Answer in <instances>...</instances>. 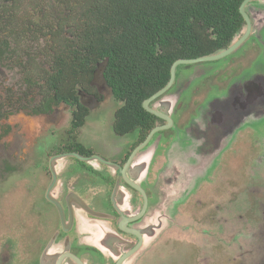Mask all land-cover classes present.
I'll return each instance as SVG.
<instances>
[{"label":"flooded vegetation","instance_id":"obj_1","mask_svg":"<svg viewBox=\"0 0 264 264\" xmlns=\"http://www.w3.org/2000/svg\"><path fill=\"white\" fill-rule=\"evenodd\" d=\"M243 1L237 6L241 18L238 30L225 46L210 54L228 48L229 52L213 60L177 64L171 85L148 104L170 122L152 114L154 119L147 129L135 126L117 134L112 128L115 143L110 148L100 146L103 154L94 152L80 140L83 132L77 133L88 113L102 111L96 112L97 104L90 109L86 103L89 95L95 103L106 99L101 89L96 87L95 92L91 87L92 84L95 87L96 76L104 82L99 72L94 73L89 83L92 93L76 86V101L56 102L51 99L52 94L46 97L40 93L38 103H21L24 107H16L29 114L43 115L46 120L41 132L61 124L56 117H50L61 111V119H67L65 134L69 139L62 141L65 136H59L61 145L49 143L53 148L46 162L49 176H41V180L36 174L29 177L34 191L36 186L44 185L42 195L34 196L28 207L30 200L12 207V220L1 213L4 222L8 220L19 230H24L27 227L24 223L31 221V235L23 241L25 234L20 231L19 239L5 241L4 247H0V264H207L209 254L214 256L218 249L215 245L223 243L214 241L210 229L196 231V226L208 217L202 201L209 197L224 200L229 183L238 175L245 178L240 173L239 161L231 164L229 154L244 149L248 143L255 144L258 139L244 142L245 127H250L254 134L256 125H245L241 118L228 120L226 105L230 92L238 95L234 88L240 86L239 82L251 84L256 78L252 76L264 71V0H248L241 6ZM244 70L250 71L243 73ZM220 73L226 76L217 77ZM243 75L249 77L244 79ZM256 80L254 83H262L264 78ZM262 99L257 100L260 105H264ZM9 110L0 106V127L12 113ZM211 125L219 131L211 153L205 156L204 134ZM89 128L102 143L104 137L99 127L93 124ZM154 128L146 144L129 159ZM10 129L8 124L3 127L0 141ZM4 168L14 171L7 165ZM5 209L3 206L1 210ZM221 209L224 212L219 214L229 212L227 206ZM184 211L194 214L189 221ZM216 220L215 226L225 223ZM190 230L192 234L184 232ZM174 240L181 243L177 249L195 247V254L187 257L177 250L168 253L167 244Z\"/></svg>","mask_w":264,"mask_h":264},{"label":"trees","instance_id":"obj_2","mask_svg":"<svg viewBox=\"0 0 264 264\" xmlns=\"http://www.w3.org/2000/svg\"><path fill=\"white\" fill-rule=\"evenodd\" d=\"M57 1L67 7L66 17L48 21L46 6L37 0H7L12 9L0 11V60L14 56L11 42L22 44L25 54L24 40L38 43L43 38L41 54L48 66L38 69L33 84L56 102L76 101V86L92 93L89 83L99 72L112 98L121 103L112 123L117 134L135 126L149 128L154 116L142 100L164 86L173 61L225 46L241 21V0ZM24 4L45 22L31 20V13L23 18L19 9ZM26 78L31 80V71Z\"/></svg>","mask_w":264,"mask_h":264},{"label":"rangeland","instance_id":"obj_3","mask_svg":"<svg viewBox=\"0 0 264 264\" xmlns=\"http://www.w3.org/2000/svg\"><path fill=\"white\" fill-rule=\"evenodd\" d=\"M37 2L46 6L47 10L45 11H47L46 16H48V21H53V18H56V16H59L60 18L66 17L64 15L67 13V7L63 4H59L57 0H37ZM8 8L11 7L10 4L7 3V0H0V11L4 9L7 10ZM19 11L23 18H25V14L29 15L31 13V20L37 21L40 16V12H34L35 8L32 9V6H25V4L21 5ZM67 18L69 19L68 16ZM37 22L43 23L45 21L39 19ZM24 41V44H26L25 46H27V54H23L22 50L24 49V46L22 44L16 46V44L11 42L10 49H14V56L0 60V106L5 109H10L9 111L12 110V113L8 115L5 121L1 122L0 127V133L3 131L5 125L8 124L11 127L10 132L0 141L1 248L4 247V242L8 239H19L20 231L25 234L23 241L29 239V236L31 235V226L29 224L31 221L24 223V227L25 224L27 225L24 230H19L18 226L15 227L14 224L8 222V220H5L4 222L2 214L5 217H11L9 220H12V217H14V208L12 207L21 205L20 201L22 204H26L27 201L30 200L27 205L28 207L34 196L42 195V188L44 185L41 184L36 186V191H34V186L31 188V182L33 180L31 181L29 177L36 174L40 176L41 180V176H49L46 162L53 151V148L49 146V143L58 144L59 142L61 145L59 136H65V138L61 139L62 141L69 139L67 134H65L67 129V119H61L63 117L61 111L52 113L50 116L56 117V121L61 122V124L58 127L49 126L41 132L39 130L40 128H43L41 127L42 123L46 120L43 115L29 114L16 108L19 105L24 107L21 103L26 105H31L34 102L38 103L41 95L37 84H33V82H37V76L40 72L38 69H43L48 66L44 58L45 53L41 54L44 48V39H39L38 43L29 40ZM30 42L33 44L32 46ZM28 54L31 57L28 56ZM16 55L19 56L16 57ZM27 58L32 60V63L34 62L32 65L34 68L37 67L36 69L32 68L30 64L27 63ZM46 60H48V58H46ZM23 68L26 69L23 70ZM33 69L34 72L32 71ZM30 71L31 80H28L26 75L27 73H30ZM248 71L250 70H244L243 73H247ZM223 76L226 75L220 73L217 77L223 78ZM248 77L249 76L243 75L244 79ZM252 77H256L255 81L258 82L256 80L257 78H264V71L263 73L257 72ZM95 80V87L93 88V84L91 86L93 91H95L96 87L101 89V91L106 94V99L104 97L102 102L95 103V101H93L94 99L89 95L86 97V103L90 106V109L93 104H97L98 108L96 109V112L98 110L102 111L99 114L88 113V117L85 119L83 127L79 132L77 131V133L83 132L80 140L86 146L93 149L94 152L103 154L100 150V146L103 145L110 148L115 143L111 126L113 121V111L120 106L121 103L112 100L113 98L111 99L108 88H104V82L99 79V76H96ZM231 81H233V79H231ZM254 82L251 84L247 81L244 83L239 82L240 86L234 88L239 92L238 95H235V92H230L226 101L227 113L230 115L228 120L241 118L240 120H242L245 125H256V132L254 134L251 133L252 130L250 127H245L243 130L244 142L253 143L256 138L259 140L256 139L257 142L253 145L248 143L249 145L242 150L239 148L235 151L236 154L234 153V150L229 154L231 164L239 161L240 173L241 175H245V178L238 175L233 182L229 183V189L224 195L226 198H222L224 200L217 199L216 197H209L202 201L208 211V217H206L201 224L196 226V231L207 232L208 229H210L212 231L211 233L215 235L214 241H221V243H223L215 245V248L217 247L218 249L215 251L214 256L211 255L212 259L209 254L207 264H249V255L246 252L248 251V244H258L256 246L260 250L257 251V255H259V260H261L259 264H264V105H260L259 101H257L258 99L264 98V81L262 83ZM95 92H97V90ZM262 101H264V99H262ZM110 103L112 104L111 107L108 106ZM90 116L92 117L89 118ZM93 124H96L103 134L104 141L102 143L99 141L98 136H94V132L89 128ZM20 126L22 130L20 129ZM206 128L207 133L204 135L207 138V143L204 144L203 149L205 156L211 153L214 146V139H216V133L219 131V128L212 127V125ZM233 137L235 139L236 135ZM55 144L53 146H55ZM24 148L26 149L25 151L23 150ZM190 154L192 153L190 152L189 155ZM174 155L177 157V152H175ZM1 161H6L7 164ZM63 161L65 163L66 160L63 159ZM5 165L12 167L14 171H6L4 168ZM233 167H235V165H233ZM204 169L205 167L203 170ZM236 171H238L237 167ZM217 204H220V206ZM3 206H6L5 211L1 210ZM222 206H227L229 212L226 214H219V212H224V210L221 209ZM201 211L202 209L199 207L198 213ZM184 213L185 215L189 214L188 211H184ZM190 215H188V221L191 217ZM216 218L220 219V223L221 220L225 221V223L221 226L213 225L214 221L217 222ZM184 232L192 234L193 230ZM194 239L196 241L198 240V238ZM175 240L167 244L168 253L177 250L181 251L182 254H186L187 257L195 254L193 249L195 247L188 246L186 250L181 248L177 249L178 245L181 243ZM245 249L247 250L245 251ZM218 250L219 252L217 253ZM174 264L178 263L174 262Z\"/></svg>","mask_w":264,"mask_h":264},{"label":"water","instance_id":"obj_4","mask_svg":"<svg viewBox=\"0 0 264 264\" xmlns=\"http://www.w3.org/2000/svg\"><path fill=\"white\" fill-rule=\"evenodd\" d=\"M248 0H244L242 2V5L243 6ZM240 12L242 15H244L245 17V14L243 13L242 11V8H240ZM246 21H247V18L245 17ZM229 48L223 52H220V53H214V54H210V55H205V56H199V57H196V58H191V59H176L175 61H173V63L171 64L170 66V70H169V79L168 81L166 82V84L164 86H162L160 89H158L157 91H155L154 93H152L149 97L145 98L142 102V107L149 113L159 117V118H162L164 120H167L168 122H170V119L164 115L163 113H161L160 111L152 108V107H149L148 104L155 100L158 96L162 95L167 89L168 87L171 85L172 81H173V77H174V70H175V67L177 64L179 63H191V62H201V61H208V60H213V59H217L219 57H222L223 55L227 54L229 52ZM163 127H166V125H164ZM156 130V128L152 129L151 132L148 134V136L146 137V139L141 143L139 144L137 147H135V149L133 150V152L131 153L129 159L133 156V154L135 152H137V150H139L144 144H146L147 140L149 139V137L152 135V133ZM127 165V164H126ZM125 165V166H126ZM123 174H124V170H123ZM129 182V181H128ZM130 185H132L131 182H129Z\"/></svg>","mask_w":264,"mask_h":264},{"label":"bare ground","instance_id":"obj_5","mask_svg":"<svg viewBox=\"0 0 264 264\" xmlns=\"http://www.w3.org/2000/svg\"><path fill=\"white\" fill-rule=\"evenodd\" d=\"M252 243H253V241H252ZM256 245H258V244H255V245L254 244H250V245L248 244L247 245L248 251H246L247 249H245V251L249 255V264H259V262L261 261V260H259V255H257V251L260 250V249H258V247Z\"/></svg>","mask_w":264,"mask_h":264}]
</instances>
